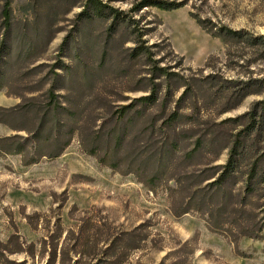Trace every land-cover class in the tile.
I'll return each instance as SVG.
<instances>
[{"label":"rangeland","instance_id":"rangeland-1","mask_svg":"<svg viewBox=\"0 0 264 264\" xmlns=\"http://www.w3.org/2000/svg\"><path fill=\"white\" fill-rule=\"evenodd\" d=\"M88 1L0 0V264H264V233L234 240L210 215L172 212L200 202L237 149L213 222L236 232L241 203L264 222V184L247 189L257 162L264 173V47L209 33L264 37V0L140 13L141 0H99L128 20L113 30L81 16ZM154 89L155 105L137 102Z\"/></svg>","mask_w":264,"mask_h":264},{"label":"trees","instance_id":"trees-1","mask_svg":"<svg viewBox=\"0 0 264 264\" xmlns=\"http://www.w3.org/2000/svg\"><path fill=\"white\" fill-rule=\"evenodd\" d=\"M89 3L83 10L84 12L81 13L82 17H87L89 19L91 18H107L109 19L111 17V28L115 29L117 25H120L122 23H125L128 20L123 17L124 14H120L118 11H115L111 9L109 6L104 4L103 2L99 0H89ZM185 4L182 2H176V1H165V0H141L137 2L132 9L130 10L131 13H140L143 10L147 8H157L162 11H174L182 8ZM109 9V11H107ZM2 15L4 17V24L6 27V32H9L12 27V9L10 2H6L3 8ZM131 24L137 23L136 20L131 19ZM203 28L204 26L201 25ZM205 29V28H204ZM209 33H211L214 37L221 38L226 46L229 48L234 43H245L248 44L249 47H264V37H253L246 31H234L230 28L222 27L219 30L213 32L212 30H209ZM140 37H143L141 34ZM141 39V38H140ZM142 41V40H139ZM145 43V42H143ZM7 49V38L4 39L1 43L0 47V62L2 61V56L4 53H6ZM135 55L141 56L147 54V49H145L144 46H140L138 49L135 50ZM230 55V51L228 50V56ZM209 67V64L208 66ZM155 76L170 78L172 74L168 72L166 69H159L156 68V72H154ZM250 92H247V94H244L243 97L249 95ZM158 91L157 89L152 90V93L150 96L143 97L141 99H138L137 102L145 104V105H155L158 102ZM133 106H124L122 108V116L121 118H124L129 111H131ZM175 116L173 114L171 121L174 119H178L179 117ZM28 139V138H27ZM34 139H37V141H41V136H36ZM49 141V140H48ZM71 143V139L68 138L65 143L63 144V147L57 150L56 152L48 155L49 158H58L61 156L64 152V150L69 147ZM37 149V147H36ZM22 150L18 149L17 152H21ZM47 155H41L40 157H45ZM239 158L240 153L237 149H233L231 151V154L229 156L227 164L223 167V171L220 174L219 178L216 179L213 183L209 184V186L205 187L204 190H208L202 200L200 202H197V204L189 203L187 207L181 208L179 210H172L175 216H182L185 214L190 213L192 210H196L198 212H202L204 214L210 215V226L211 229L215 232H223L224 234L228 235V237L238 240L240 238H251V239H260L262 237V234L264 233V222L263 219L259 220H250L249 218H246L248 216V212L246 208L248 207V203H241V209L234 211L238 213V218H236L234 222V227L238 230L236 232L230 231V233L224 231L222 229V225L218 222H213L214 213L216 210L212 208V205L214 204L215 197H218V194L222 193L225 186L228 184L229 180L233 177L234 174H236L239 170ZM36 163L34 160L29 162V164ZM259 162H257L253 169L249 172L247 175V189L248 191H255L254 183L258 184H264V173L259 168ZM262 172V173H261ZM195 200V196L190 197V200ZM245 201V199H243ZM220 205H223L222 200L219 202ZM218 211L221 210V208L217 209ZM236 235V236H234Z\"/></svg>","mask_w":264,"mask_h":264}]
</instances>
